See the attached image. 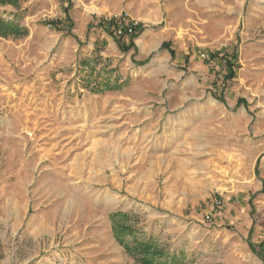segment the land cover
<instances>
[{"label": "rangeland", "instance_id": "rangeland-1", "mask_svg": "<svg viewBox=\"0 0 264 264\" xmlns=\"http://www.w3.org/2000/svg\"><path fill=\"white\" fill-rule=\"evenodd\" d=\"M114 14L141 24L118 36ZM0 15L28 30L0 35V264H139L116 212L186 264H264V0ZM147 31L165 36L134 59ZM108 35L123 56L100 54Z\"/></svg>", "mask_w": 264, "mask_h": 264}, {"label": "trees", "instance_id": "trees-1", "mask_svg": "<svg viewBox=\"0 0 264 264\" xmlns=\"http://www.w3.org/2000/svg\"><path fill=\"white\" fill-rule=\"evenodd\" d=\"M21 0H0L2 5L18 6ZM28 30L19 24L8 21L0 15V35L2 37H19L26 35ZM170 48L169 43H163ZM128 47L124 49L127 50ZM131 214L116 212L112 215V229L117 241L124 247L127 254L135 258L139 264H186L179 255L171 254L165 244L151 239H141L136 231L135 223L130 220Z\"/></svg>", "mask_w": 264, "mask_h": 264}, {"label": "crops", "instance_id": "crops-1", "mask_svg": "<svg viewBox=\"0 0 264 264\" xmlns=\"http://www.w3.org/2000/svg\"><path fill=\"white\" fill-rule=\"evenodd\" d=\"M163 36H165L164 33H160L159 35L153 36L151 31H147L144 34L143 38H141L140 40H138V38L136 37L137 39L135 38L133 40V47L132 48L134 49V51L131 52L133 58L134 59L136 58L135 55H133V52H135V50H137L139 48L138 41H141L143 44L144 50H147V48L151 49L154 46V44L157 43L156 40L159 37H163ZM148 37H150L149 39H151V40L149 42H146L145 39H147ZM104 38H106V42H108L106 45V48H105L106 50L102 51V52L99 51V52L101 55L104 54L105 56H110V54L108 53L109 51H115V52L118 51L120 56H123L126 53V51L123 50L124 47H128V45L131 42L130 37H123L121 40H118V38H115V37L108 35V36H104ZM104 55H102V56H104Z\"/></svg>", "mask_w": 264, "mask_h": 264}, {"label": "built area", "instance_id": "built-area-1", "mask_svg": "<svg viewBox=\"0 0 264 264\" xmlns=\"http://www.w3.org/2000/svg\"><path fill=\"white\" fill-rule=\"evenodd\" d=\"M111 21L115 23L114 32L118 36L131 35L135 32L136 28L141 24L137 19H127L123 15L114 14L111 16ZM204 60H211L209 53H202Z\"/></svg>", "mask_w": 264, "mask_h": 264}]
</instances>
